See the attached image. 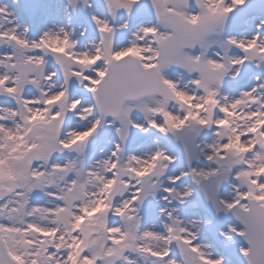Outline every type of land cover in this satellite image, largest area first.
I'll return each instance as SVG.
<instances>
[{
	"label": "snow or ice",
	"instance_id": "1",
	"mask_svg": "<svg viewBox=\"0 0 264 264\" xmlns=\"http://www.w3.org/2000/svg\"><path fill=\"white\" fill-rule=\"evenodd\" d=\"M0 264H264V0H0Z\"/></svg>",
	"mask_w": 264,
	"mask_h": 264
},
{
	"label": "rangeland",
	"instance_id": "2",
	"mask_svg": "<svg viewBox=\"0 0 264 264\" xmlns=\"http://www.w3.org/2000/svg\"><path fill=\"white\" fill-rule=\"evenodd\" d=\"M27 1H29V0H27ZM25 2H26V0H22V4H24ZM255 2L258 4V3H259V0H255ZM258 14H259V9H257V10H256L255 12H253V13H250V15H258ZM101 146H103V145H101ZM168 147L170 148V150L176 152V146L169 144ZM176 153H177V152H176ZM175 167H182V160H181V162L178 163Z\"/></svg>",
	"mask_w": 264,
	"mask_h": 264
},
{
	"label": "bare ground",
	"instance_id": "3",
	"mask_svg": "<svg viewBox=\"0 0 264 264\" xmlns=\"http://www.w3.org/2000/svg\"><path fill=\"white\" fill-rule=\"evenodd\" d=\"M29 3H35V4H39L40 2H43V0H29L27 1Z\"/></svg>",
	"mask_w": 264,
	"mask_h": 264
}]
</instances>
